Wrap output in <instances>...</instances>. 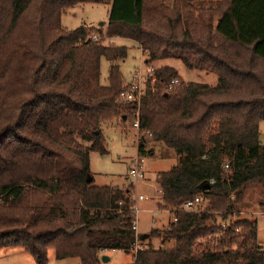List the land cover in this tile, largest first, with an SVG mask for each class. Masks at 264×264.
<instances>
[{"label": "trees", "instance_id": "trees-1", "mask_svg": "<svg viewBox=\"0 0 264 264\" xmlns=\"http://www.w3.org/2000/svg\"><path fill=\"white\" fill-rule=\"evenodd\" d=\"M86 3L110 5L105 35L62 25L66 9ZM113 38L135 42L146 63L180 60L218 83L181 80L167 92L179 76L162 66L139 103L123 102L118 63L128 52ZM136 111L137 155L155 141L178 157L155 176L176 220L138 235L132 184L95 185L89 158L106 153L104 127L125 130ZM263 120L264 0H0V249L21 248L35 264H47L49 249L99 264L103 250L134 254L148 240L131 264H264L256 220L217 225L239 216L251 184L264 207ZM196 196L204 211H180Z\"/></svg>", "mask_w": 264, "mask_h": 264}, {"label": "rangeland", "instance_id": "rangeland-1", "mask_svg": "<svg viewBox=\"0 0 264 264\" xmlns=\"http://www.w3.org/2000/svg\"><path fill=\"white\" fill-rule=\"evenodd\" d=\"M194 2L202 1H216V0H192ZM110 5L105 4H78L65 10L61 16V23L63 26L74 29L81 25L89 27L103 28L105 35L106 22L108 20V13ZM103 23L102 25H100ZM105 37V36H104ZM98 41L101 39L97 36ZM107 38V37H105ZM106 40V39H105ZM102 40L104 44L108 41ZM111 44L118 46H125L127 48V56L125 59L119 61L121 73L124 78L123 87L130 83V79L134 70L141 68L143 71L146 66L143 60L146 55L141 53L140 49L130 39L113 38ZM145 62V61H144ZM154 68L162 66H170L177 70L179 78L183 82L193 81L205 83L214 86L218 83V77L214 73L205 70H190L187 69L180 60L164 59L151 63ZM110 63L104 58L100 62V81L101 84L107 83L108 68ZM145 74L142 75L141 82L143 83ZM112 124L104 127L103 132L106 141V153L101 154L98 151L92 150L90 152V170L97 186H119L123 187L132 184V198L135 199L138 195H143L145 199L137 201L138 207L137 227L139 234H147L153 229L165 226L169 220L172 221V211L169 207H163L162 203L156 205L161 198L159 186L155 180L158 172L167 171L172 168L178 157L172 149L163 146L159 142H148L144 145V153L137 155V139L136 132L131 128L130 122L125 124ZM260 141L264 143V120L259 126ZM141 159L140 165L144 172V179L135 180L129 173L133 167V160L135 158ZM261 199L260 187L251 184L246 187L244 198L241 201L242 208L238 212L239 216H230L226 222L218 218L217 225L224 228L226 224H231L240 217L248 216L257 222L258 229V244L264 249V207L259 206ZM154 203V206L153 204ZM206 206L205 201L200 206V211H204ZM220 214L219 212H215ZM153 248L160 247V239L153 238L150 240ZM147 244L148 240L143 242ZM4 253H1V264H35L33 258L21 248L7 247L3 248ZM109 260L103 262L100 260L99 264H131L133 260L132 253H125L121 250H112L107 254L103 252ZM47 264H79L77 258L56 259L53 249L48 251Z\"/></svg>", "mask_w": 264, "mask_h": 264}, {"label": "built area", "instance_id": "built-area-1", "mask_svg": "<svg viewBox=\"0 0 264 264\" xmlns=\"http://www.w3.org/2000/svg\"><path fill=\"white\" fill-rule=\"evenodd\" d=\"M92 40H96V37H92ZM141 51V50H140ZM142 55L144 54L141 51ZM145 61V62H144ZM143 64L146 66L145 70L143 71L141 68L134 70V73L131 76L130 83L124 86V89L119 94V99L123 102H136L139 103L141 96L144 95L146 90V83L150 80L151 84L154 83V71L156 68L152 66V64L146 63V59L142 61ZM145 74L144 82H141L142 75ZM181 79L179 77L172 78L169 83L166 85V91L173 90L179 83ZM135 118L132 123V129L136 132V139L137 142L139 141L141 136H144V131H140L139 127V111H136L134 114ZM141 159L138 157L133 160V167L130 168L129 173L135 179H144V172L142 170ZM226 167V165H225ZM145 199L143 195H138L135 199H133V211H134V220L132 222V229L135 231L136 235H138V227H137V217L136 213L138 212V207L136 206L137 201H141ZM203 202L202 196H196L191 200L186 201L181 207L180 211H200V206ZM175 211H172V221L176 220ZM145 248V244L139 243L136 241L133 246V253L135 254L138 250H142ZM105 252V250H103Z\"/></svg>", "mask_w": 264, "mask_h": 264}, {"label": "crops", "instance_id": "crops-1", "mask_svg": "<svg viewBox=\"0 0 264 264\" xmlns=\"http://www.w3.org/2000/svg\"><path fill=\"white\" fill-rule=\"evenodd\" d=\"M103 24V23H102ZM135 43V42H134ZM264 144V143H263ZM155 202H157V204L156 205H159L160 203H162V199L161 198H159V201H155ZM151 204H153V206H154V203H152L151 202ZM172 217V216H171ZM170 221V220H169ZM0 251H1V253H4V249H0ZM109 251H107V252H105L106 254L108 253ZM108 260H109V258H108ZM107 260V261H108ZM0 264H1V256H0Z\"/></svg>", "mask_w": 264, "mask_h": 264}, {"label": "water", "instance_id": "water-1", "mask_svg": "<svg viewBox=\"0 0 264 264\" xmlns=\"http://www.w3.org/2000/svg\"><path fill=\"white\" fill-rule=\"evenodd\" d=\"M100 25H102V23H101ZM204 186L207 188V187L209 186V184L206 183ZM101 260H102L103 262H106V261L108 260V257H107L106 255H102Z\"/></svg>", "mask_w": 264, "mask_h": 264}]
</instances>
